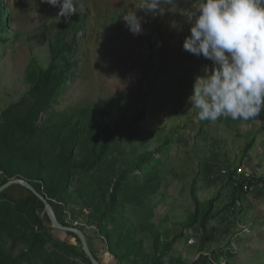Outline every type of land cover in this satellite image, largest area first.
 Wrapping results in <instances>:
<instances>
[{
    "label": "rangeland",
    "instance_id": "obj_1",
    "mask_svg": "<svg viewBox=\"0 0 264 264\" xmlns=\"http://www.w3.org/2000/svg\"><path fill=\"white\" fill-rule=\"evenodd\" d=\"M263 5L264 0H0V117L27 94L33 62L48 66V44L64 15L73 64L37 126L65 131L76 124L88 131L103 116L112 131L105 158L94 169L72 170L65 193L70 205L79 203L82 222L95 226L84 227L86 235H102L90 215L104 210L114 174L125 169V189H118L123 214L114 221L125 239L114 238L119 248L134 244L138 259L149 260L154 247L161 250L169 240L166 263L180 256L189 264L213 250L219 253L213 264H264V184L226 208V178L212 181L227 164L264 179V117L249 111L238 84L241 71L258 73L260 64L264 73ZM140 111L143 119L131 125ZM195 196L201 210L213 198L209 225L229 228L202 248L198 222L186 225ZM80 197L94 202L84 206ZM189 238L196 241L188 244ZM18 242L10 244L14 253L24 250ZM45 249L43 258H49L50 245Z\"/></svg>",
    "mask_w": 264,
    "mask_h": 264
},
{
    "label": "trees",
    "instance_id": "obj_2",
    "mask_svg": "<svg viewBox=\"0 0 264 264\" xmlns=\"http://www.w3.org/2000/svg\"><path fill=\"white\" fill-rule=\"evenodd\" d=\"M60 22L63 27L56 32L54 39H51L48 44L50 52L48 66L42 68L33 62V70H30L29 77L30 88L27 94L16 104L9 106L0 117V185L13 178L29 181L38 192L47 198L56 218L62 224L71 226L72 223L67 221L68 215L63 212L64 208L72 212L73 218L82 219L81 216H83L79 206L76 205L79 203L70 205L65 197L73 179L72 170L84 172L94 169L110 151L108 139L112 131L105 124L103 116H96L94 122L88 124V131H80L76 124H72L65 131H62L61 126L46 130L37 126L38 116L55 100L65 81V74L73 64L68 59V54L73 49V42L68 43L66 40L64 15ZM233 24V22L228 24L229 30ZM260 67L259 64L257 70L259 74ZM243 96L245 102L249 103V111L253 110L256 117L263 119L264 95L259 98L243 93ZM142 115L143 111H140L131 119L130 124H134V119L140 121ZM84 132L86 135H83ZM76 146H79V150H76ZM246 147L249 149V145ZM77 156H79L78 159ZM237 167L227 164L225 173L221 169L215 179H212L215 181L226 178L230 197L226 208H231L236 200L240 201L243 196L248 195V190L255 184H264V179L260 176L256 177L253 174L249 178H244L241 174H237ZM134 169L136 168L129 171ZM117 174V177L116 173L114 174L111 187L107 191L104 210L96 216L90 215L95 219L102 234V237L85 234L93 256L101 264L102 254L111 260L112 264H140L139 260L150 262L148 264H185L180 256L175 258L174 262H164L163 256L170 251V246L173 244L172 242L170 245L169 240L164 242L161 250L154 247V253L149 260L138 259L139 250L134 247V244L119 248L116 244V236L122 240V243L125 239L120 234H116L114 221L123 214V206L118 200V189H125L123 183L128 172L124 169ZM13 186L14 188L10 191L5 189L0 192V238L4 239L1 237L4 234L6 240L9 241L8 246L4 241L2 243L0 241V264H17L21 259H27L28 264H32L34 260L42 261L44 264H92L73 232L54 229L51 226L44 204L35 194L23 186L12 185L10 187ZM152 191L154 193L155 190L150 189V193ZM11 192L14 196L10 194ZM212 199L207 200L205 208L201 210L199 205L201 202L196 196L193 197L196 208L186 223L187 226H192L196 221L198 222L200 234L196 239H200V248L206 242L215 241L218 238L215 236L216 232L224 236L229 230L227 226L217 228L215 225L208 224L214 218ZM81 200L83 199L80 197ZM87 202H94V199L90 198ZM87 202L81 201L84 206ZM108 226H112L113 229H108ZM78 228L84 232V226H78ZM153 235H156L155 243H158L157 232L154 231ZM190 239L187 241L192 245L196 240L190 242ZM14 241L24 242V250L19 253L12 252L10 244H15ZM48 244L51 256L43 258V254L49 251L45 249V245ZM212 259L216 260L215 262L219 261L218 251L211 250L209 254L199 253L197 258L189 264H213Z\"/></svg>",
    "mask_w": 264,
    "mask_h": 264
},
{
    "label": "water",
    "instance_id": "obj_3",
    "mask_svg": "<svg viewBox=\"0 0 264 264\" xmlns=\"http://www.w3.org/2000/svg\"><path fill=\"white\" fill-rule=\"evenodd\" d=\"M12 185H20L23 186L24 188L30 190L33 194H35L44 204V209L45 212L51 222V226L54 229H58V230H62V231H70L73 232L77 238L80 241L81 247L83 249V251L85 252V254L88 256V258L90 259L92 264H101L92 254L86 236L85 234L78 228H73L67 225L62 224L57 218L56 215L52 209V206L50 205V203L48 202L47 198L44 197L40 192H38L35 187L27 180L25 179H17V178H13L8 180L6 183L0 185V192L7 189L8 187L12 186Z\"/></svg>",
    "mask_w": 264,
    "mask_h": 264
},
{
    "label": "built area",
    "instance_id": "obj_4",
    "mask_svg": "<svg viewBox=\"0 0 264 264\" xmlns=\"http://www.w3.org/2000/svg\"><path fill=\"white\" fill-rule=\"evenodd\" d=\"M240 82L242 84L241 88L245 92H253L257 96L262 95L264 92V77H262V76L243 77L240 80ZM237 171L239 173L243 172L246 177L249 176V172H244L243 168H238ZM63 212L68 215L67 221L71 222L72 226H75V227L84 226V227L92 228V229L96 230L94 225H86L85 223L82 222L81 219L73 218L72 212L69 209L64 208Z\"/></svg>",
    "mask_w": 264,
    "mask_h": 264
},
{
    "label": "clouds",
    "instance_id": "obj_5",
    "mask_svg": "<svg viewBox=\"0 0 264 264\" xmlns=\"http://www.w3.org/2000/svg\"><path fill=\"white\" fill-rule=\"evenodd\" d=\"M262 8H264V5H263ZM235 67H237V66H235ZM253 76H262V77H264L263 74H259V73L247 74L245 71H241V73H239V77H238L239 88H240L242 94H243V93H244V94H251V95H254V96H256V97L261 98V97L264 95V92H263L262 95L257 96L255 93H253V92H245V91L241 88L242 84H241L240 80H241L243 77H253ZM238 168H243L244 172H249V176L246 177V176L244 175L243 172H242V173H239V172L237 171ZM221 169H222V172L225 173L226 169H225V168H221ZM237 169H236V173H237V174H241L244 178H249V177H251V176L253 175L252 172L248 171L247 168L242 167V165H239V166L237 167ZM67 226H70V225H67ZM70 227L78 228V227H75V226H72V225H71ZM78 229H80V228H78ZM80 230H81V229H80ZM81 231H82V230H81ZM82 232H83V231H82ZM83 233H84V232H83ZM84 234H85V233H84ZM97 236H98V235H97ZM100 237H102V236H100Z\"/></svg>",
    "mask_w": 264,
    "mask_h": 264
},
{
    "label": "crops",
    "instance_id": "obj_6",
    "mask_svg": "<svg viewBox=\"0 0 264 264\" xmlns=\"http://www.w3.org/2000/svg\"><path fill=\"white\" fill-rule=\"evenodd\" d=\"M101 258H102V259H101V260H102V261H101L102 264H103V263H104V264H112L111 260H108L107 258H105L103 254L101 255Z\"/></svg>",
    "mask_w": 264,
    "mask_h": 264
}]
</instances>
